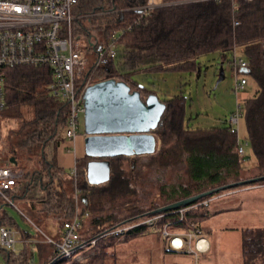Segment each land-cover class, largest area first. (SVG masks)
Instances as JSON below:
<instances>
[{
  "label": "trees",
  "instance_id": "obj_1",
  "mask_svg": "<svg viewBox=\"0 0 264 264\" xmlns=\"http://www.w3.org/2000/svg\"><path fill=\"white\" fill-rule=\"evenodd\" d=\"M157 2L163 5L143 13L137 8L145 5L147 0H79L73 10V34L79 43L85 37L88 54L81 84L85 80L94 84L115 79L127 83L132 92L139 91L145 99L146 95L157 93L152 88L141 87L134 79L135 75L193 72L198 69L201 56L219 53L225 59L226 53L234 56L235 49L241 48L248 65L239 73L247 74L257 88L242 106L256 159L253 168L259 173L242 175L246 171L243 162L248 158L238 153L237 133L225 126L190 128L187 99L176 96L161 99L166 110L158 127L151 131L157 140L156 152L112 158L110 181L99 186L90 185L86 169L91 158L86 156L77 160L75 176L59 167L56 161L55 151L64 140L59 137V132L66 126L69 111L66 102L51 94L53 78L50 67L23 65L6 68L5 106L1 119L14 122L5 140L10 156L8 165L24 171L26 190L38 180L44 192L42 198L30 201L31 220L53 219L60 234L49 237L60 240L63 224L75 217L80 202L81 234H89V241L97 239L94 255L88 256L84 262L69 264H107L109 257L115 258L109 249L116 243L149 234L160 235L165 224L172 230L192 232L200 228L205 233L202 222L205 217H210V203L195 206L219 199L218 195L237 187L264 184L263 179L237 185L187 206L189 210L182 218L168 213L155 214L167 215L153 228L144 225L122 236L112 234L115 229L155 216L152 212L160 207L228 184L264 177V0L250 3L244 0ZM88 21L91 27L86 25ZM115 37L116 58L107 55L100 58V48L108 47ZM229 63L233 68V60ZM49 147L54 149L51 157L46 151ZM2 152L0 149V155ZM11 158L15 159L16 165L10 162ZM142 159H146L147 166L160 171L184 163L189 181L163 185L158 198L151 199L150 192L140 183L139 161ZM127 160H131L128 171L122 167ZM3 165L0 160V166ZM16 198L27 199V196L24 193ZM3 204L1 201L0 227H16ZM89 217L92 219L88 225ZM252 233L254 237L248 238ZM242 240V256L246 264L264 255V230L245 228ZM50 246L55 251L54 245ZM0 249L7 264H31V248L26 247L21 252ZM54 256L55 252L45 264H64L65 261L52 263Z\"/></svg>",
  "mask_w": 264,
  "mask_h": 264
},
{
  "label": "rangeland",
  "instance_id": "obj_2",
  "mask_svg": "<svg viewBox=\"0 0 264 264\" xmlns=\"http://www.w3.org/2000/svg\"><path fill=\"white\" fill-rule=\"evenodd\" d=\"M86 25L91 27L89 21ZM71 35L73 39H76L73 34V23ZM80 44L84 48L87 46L84 36L80 40ZM235 53L239 58L245 60L241 48L235 49ZM232 55V53H226L225 59L219 53L203 55L199 59L198 69L193 72L142 73L135 75L134 79L139 82V85L154 89L160 100L184 96L188 102L187 124L190 128L229 127V118L236 111L237 105L239 103L242 104L245 99L252 96L257 90L256 85L247 74L239 73V77L247 79V84L243 90L235 91V75L232 65L229 63V60H233ZM220 67H223L224 70V79L222 80H220ZM11 126H14V122L0 118V149L3 151L0 155V160L4 164L3 166L9 164L10 156L7 153L5 140ZM80 129L82 133L85 131L84 116L80 118ZM59 137L63 139L64 129L60 130ZM238 138L244 145L247 143L244 156L248 159L243 162L246 171L242 175L244 177L254 176L259 171L253 168L256 164V159L249 142L248 128L244 116L239 121ZM156 148L158 149V145ZM46 151L49 157H51L52 153L54 154L52 147L47 148ZM130 161L127 160L122 165L127 171L130 170ZM145 161L146 159L139 161L141 168L140 183L143 184V189L145 188L150 192L151 199L155 200V198H158L163 185H178L189 181L184 163L169 166L160 171L156 167L147 166L148 163ZM29 163L32 164V162ZM248 169L250 170L248 171ZM236 189H239V187L218 195L219 199H210L212 200L208 207L210 217H205L202 222V226L206 228L205 237L211 246L208 253L203 254V256L200 255L201 260L206 261V264H246L242 256V230L245 228L258 231L264 230V202L258 199H246L244 201V196H235ZM235 199L241 201V209L235 210ZM30 201L33 200L16 198L14 205L3 204V206L9 217L13 218L17 224L16 227L12 228L17 234L16 237L19 243L16 246L17 250H21L20 245L23 243L21 235L17 231L19 229L25 230L34 239L32 244H30L31 260L34 261L32 264H41L35 238L45 239L46 237L42 234L54 235L57 224L53 219H44L43 221L33 219V222L29 209L31 207ZM80 208L81 204L79 202V210ZM221 209H227V211L219 212ZM91 219L87 220L86 224L89 225ZM155 236L153 235V238ZM156 237H159L160 244H163V239H161L163 238L162 231ZM252 237H254V233L248 235V238ZM109 252L115 258L109 257L107 264H173L171 254H175L166 255L154 244L152 239L145 236L125 241V243L119 241L113 248L109 249ZM189 261L192 262L190 259ZM263 261L264 255L254 259L249 264H264L262 263ZM0 262L5 263L1 249ZM66 263L68 264L69 260L64 262V264Z\"/></svg>",
  "mask_w": 264,
  "mask_h": 264
},
{
  "label": "built area",
  "instance_id": "obj_3",
  "mask_svg": "<svg viewBox=\"0 0 264 264\" xmlns=\"http://www.w3.org/2000/svg\"><path fill=\"white\" fill-rule=\"evenodd\" d=\"M244 1L250 3L254 0ZM78 3L79 0H0V118L5 106L4 70L23 65H46L52 72L51 94L68 104L69 113L64 128V139L73 141L79 136L80 118L85 114L84 94L92 83L89 80L83 81L82 84L80 82L88 65V54L82 44L71 35L72 23L75 20L73 10ZM162 5L157 0H147V3L137 10L143 13L151 12ZM115 40L116 37L108 47L100 48V58L104 55L112 59L116 58ZM247 65V61L239 58L234 52L235 91L243 90L247 84L245 77H239V72ZM242 105L243 103H239L236 111L229 118L231 131L237 134L240 118L244 116ZM245 145L238 139V153L241 156L245 155ZM71 174L73 176L77 174L76 166ZM26 185L23 170L10 165L0 166V199L3 203L14 205V197L24 193L26 196L29 195ZM251 188L264 190V184L254 185ZM210 201L212 200L201 202L194 208L207 206ZM188 210V207H181L167 213L182 218ZM165 215H155L129 226L120 227L112 231V234L122 236L127 231L144 225L153 228ZM81 228L82 223L77 211L73 219L63 224L60 240L46 237L47 242L55 247L52 263L67 260L69 263L84 262L88 256L94 255L93 249L97 246V239L89 241L90 235L81 234ZM16 236L12 228L1 226L0 247L15 251L18 242ZM162 236L172 250L186 252L196 258L210 251V242L200 228L186 232L172 230L168 224H165L162 228Z\"/></svg>",
  "mask_w": 264,
  "mask_h": 264
},
{
  "label": "water",
  "instance_id": "obj_4",
  "mask_svg": "<svg viewBox=\"0 0 264 264\" xmlns=\"http://www.w3.org/2000/svg\"><path fill=\"white\" fill-rule=\"evenodd\" d=\"M222 79L224 70L220 67V80ZM84 99L85 154L91 158L87 164L86 177L90 185L99 186L110 181V159L152 155L156 152L157 140L151 131L158 127L166 110L165 102L156 94L150 93L143 99L141 93L132 92L127 83L108 79L90 85L85 91ZM10 162L17 164L13 158ZM263 179L264 177L253 178L212 189L160 207L152 214L187 207L219 191Z\"/></svg>",
  "mask_w": 264,
  "mask_h": 264
},
{
  "label": "crops",
  "instance_id": "obj_5",
  "mask_svg": "<svg viewBox=\"0 0 264 264\" xmlns=\"http://www.w3.org/2000/svg\"><path fill=\"white\" fill-rule=\"evenodd\" d=\"M85 138H86L85 132L82 133V131H80L79 136L75 140L70 141V140L64 139L61 141L60 145L58 146V148L55 151V157H56V161H57L59 167L71 172L72 169L76 166L77 160L86 157V154H85ZM28 190H29L30 194L27 195V199H30V200L40 199L44 195V192L40 189L38 180L36 181L35 185L31 186L30 189H28ZM239 195L240 196L242 195L245 197L244 201L246 199L247 200H257L258 199V200H262L264 202V190L263 189H254L251 187L239 188V189L235 190V196L238 197ZM81 201L84 202L83 197L81 198ZM252 203L255 204L256 202H252ZM241 208H242L241 201L239 199H235V210H238ZM77 211H78V213L80 212L79 205L77 206ZM221 211H227V209L219 210V212H221ZM17 232H19V234L21 235V241L23 243L20 245L21 250L18 251L17 247H16L15 251L21 252L26 247L30 248L31 247L30 244H32V242L34 241V239L32 238L33 236H31V234L25 230L19 229V231H17ZM59 234H60V229L58 230V226H56V231H55L54 235H52V236L48 235V234H46V235L42 234V235L45 237H49V236L53 237V236H58ZM153 235L157 236L158 234H149V235H145V237L152 239L154 244L161 251H163L166 255H169L171 253H175V254H171L173 264H206V261L201 260L202 259L201 256H199L200 258H196L192 254L174 251L169 247V244L165 239L161 238V239H163V244H160L159 237L155 236L153 238ZM35 241L37 242V248H38L39 256L41 258V264H45L46 262H48L53 257L54 250L50 246V244L47 242V240H44L41 238H37V239L35 238ZM121 242L125 243V241H122V240H121ZM18 244L19 243L17 242V245ZM202 256H203V254H202ZM189 259L192 262H190ZM33 262L34 261H31V264Z\"/></svg>",
  "mask_w": 264,
  "mask_h": 264
}]
</instances>
